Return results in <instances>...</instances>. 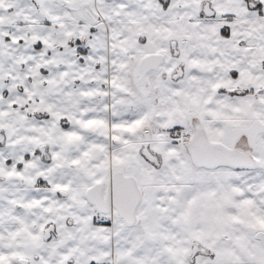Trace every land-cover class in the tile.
Segmentation results:
<instances>
[{
	"label": "snow or ice",
	"instance_id": "obj_1",
	"mask_svg": "<svg viewBox=\"0 0 264 264\" xmlns=\"http://www.w3.org/2000/svg\"><path fill=\"white\" fill-rule=\"evenodd\" d=\"M0 264H264V0H0Z\"/></svg>",
	"mask_w": 264,
	"mask_h": 264
}]
</instances>
